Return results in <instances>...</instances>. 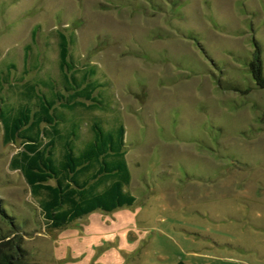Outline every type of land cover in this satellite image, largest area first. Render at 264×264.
Returning <instances> with one entry per match:
<instances>
[{"label":"rangeland","instance_id":"obj_1","mask_svg":"<svg viewBox=\"0 0 264 264\" xmlns=\"http://www.w3.org/2000/svg\"><path fill=\"white\" fill-rule=\"evenodd\" d=\"M57 29L74 33V60L107 84L110 108L82 113L83 135L94 117L124 122L136 202L41 227L10 168L22 145H5L0 128V199L26 224L21 264H264V91L223 92L204 74L248 85L264 0H0V73L14 82L38 64L27 80H60Z\"/></svg>","mask_w":264,"mask_h":264},{"label":"trees","instance_id":"obj_2","mask_svg":"<svg viewBox=\"0 0 264 264\" xmlns=\"http://www.w3.org/2000/svg\"><path fill=\"white\" fill-rule=\"evenodd\" d=\"M175 4L172 2L171 7ZM37 30L38 27L33 36ZM56 34L60 80L37 77L25 82L27 73H22L14 82L13 78L10 81L1 78L2 89L5 88L3 84L10 86L7 93L0 88L3 143L9 145L20 141L22 145L12 157L10 168L20 172L29 186L39 209L40 226L45 229L64 228L93 212L112 213L136 202L128 189L132 172L123 122L117 118L116 124L108 129L100 118L94 117L92 140L84 145L80 140L83 124L80 115L110 108L105 105L102 93L107 84L97 78L96 66L82 68L81 63L74 60L71 54V47L76 42L74 33L57 29ZM187 36L197 42L212 66L218 68L198 38L193 34ZM252 48L250 56L243 60L250 76L245 88L243 83L225 80L221 76L223 73L217 76L210 70L204 74L214 78L223 92L248 95L252 86L264 91L263 41L253 36ZM11 67L17 68L13 64ZM38 67L37 64L32 70ZM7 75H11L10 70ZM10 91L17 96L15 100L9 96ZM218 130L222 132L221 127ZM4 204L0 199V220L10 228L11 234H6L0 226V264H21L25 252L21 232L26 224L21 226L19 218L11 216Z\"/></svg>","mask_w":264,"mask_h":264},{"label":"crops","instance_id":"obj_3","mask_svg":"<svg viewBox=\"0 0 264 264\" xmlns=\"http://www.w3.org/2000/svg\"><path fill=\"white\" fill-rule=\"evenodd\" d=\"M40 53V52H39ZM26 56V55H25ZM34 59L36 60V58L34 57ZM39 59H37L36 60V62L38 61ZM32 61V60H31ZM30 67H31V65H30ZM39 68V67H38ZM8 69V67H6V70ZM15 71H16V69H14ZM24 70H25V67H24ZM35 70H37V69H35ZM35 70H32L31 69V71H30V73L32 72V71H35ZM8 71V70H7ZM15 73V72H14ZM24 73H26V72H24L23 71V74ZM30 73H27V76L30 74ZM3 74H5V77H4V79H7L8 81H10L9 80V78L11 77V75L9 76V75H7V73H3ZM12 76H14V74L12 75ZM27 76H26V78H25V82H27V81H33V80H35V78H37V77H35L34 79H32V80H27ZM38 77H41V75H39ZM7 85V87L9 88L10 86H9V84H5V86ZM0 87H1V77H0ZM2 89V88H1ZM120 120V119H119ZM120 121H122V120H120ZM123 122V121H122ZM85 124H87V123H85ZM123 124H124V122H123ZM82 126V132H81V138H80V140H81V143L84 145V143L85 142H88V141H90V140H92V138H93V135H92V138L90 139V140H87L85 137H84V135H83V126H84V122H83V124H81ZM125 125V124H124ZM91 127H92V125H91ZM91 130H92V134H93V128H91ZM126 134H127V132H126ZM21 150V149H20ZM105 213H107V212H105Z\"/></svg>","mask_w":264,"mask_h":264}]
</instances>
